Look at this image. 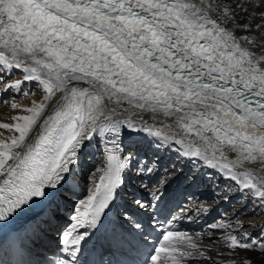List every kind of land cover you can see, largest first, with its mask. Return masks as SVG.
Wrapping results in <instances>:
<instances>
[{"label": "snow or ice", "instance_id": "obj_1", "mask_svg": "<svg viewBox=\"0 0 264 264\" xmlns=\"http://www.w3.org/2000/svg\"><path fill=\"white\" fill-rule=\"evenodd\" d=\"M217 7L212 0H0V69H20L23 81L38 82L43 90L42 100L31 106L12 103V109L24 114L0 123V129L10 133H0V221L36 197L55 194L46 189L59 187L98 118L107 121L101 131L119 133L121 125H127L161 135L160 129L137 127L130 117L114 120L116 109L106 112L107 102L127 101L175 115L182 133L202 142L190 141L189 155L219 163L264 203V176L235 171L246 162L264 165V134L248 131L249 126L264 130V55L257 57L241 45L213 16ZM244 40L264 48V34ZM23 81H5V91L21 89ZM57 93L61 97L51 103ZM226 146L239 154L235 161L224 156ZM107 151V167L87 210H78L73 217L77 224L63 235V243L74 246L73 264L84 239L73 233L77 226L98 222L129 164L115 142ZM212 227L224 230L222 239L232 252L264 253V227L255 233L224 221ZM162 239L148 264H187L204 255L185 232L169 230Z\"/></svg>", "mask_w": 264, "mask_h": 264}, {"label": "bare ground", "instance_id": "obj_2", "mask_svg": "<svg viewBox=\"0 0 264 264\" xmlns=\"http://www.w3.org/2000/svg\"><path fill=\"white\" fill-rule=\"evenodd\" d=\"M195 2L200 4L202 0H195ZM204 2L206 3L207 0H204ZM212 3L218 5L216 10L212 13L213 16L226 24V26L234 32L236 37L240 40L241 45L252 50L257 57L264 55V48L244 40V37L250 34L257 35L258 37L264 34V28L258 29L256 27L257 25H264V9H262L261 0H212ZM243 24L249 25V28L243 29L236 27V25ZM2 71L3 69H0V72ZM10 71H17V80L23 81L24 73L22 70H6V73L9 72L7 77L10 75ZM24 83L27 84V90L32 88L33 85H38V82L35 81H23L22 85ZM0 84L2 86L0 88V123H11L13 122L12 118L14 116L24 113L22 109L11 108L12 103H17L15 102V98L3 94L6 87L5 78L3 76L0 77ZM40 90L42 91L41 93H43L41 87ZM13 92H18V90L13 89ZM61 95V93H57L56 98L51 103H55V100L59 99ZM42 98L43 94H38L36 92L30 100H22L20 105L31 106L33 101L39 102ZM114 108L116 109V115L113 117L114 120H123L130 117L137 127L147 125L155 129H160L161 135L157 136L150 134L148 131H135L128 128L127 125H121L119 133L110 130L101 131V128L104 127L107 121H105L103 117L98 118L88 131L90 139H86L82 142L81 146L77 149L76 156L73 158L74 162L69 165V171L63 173L64 179L61 181L59 187L55 190L46 189V191L54 192L55 194L49 195L46 198H34L27 207L23 222L34 223L38 219L43 220V216H47L49 211H59L58 217L60 218L64 216V211L62 210L65 206L62 204L64 202L71 205L76 213L72 217H70L72 212L68 215L67 220L65 219V225L60 229V233L64 235L65 232L70 231L73 225L77 224V221L74 220L73 217L78 215V210L79 212L87 210L89 197L93 195L94 189L100 185V176L104 174V169H106L108 163L107 149L111 148L107 145V141L112 139V135H116L120 155L129 160V164L124 169L122 175L123 182L118 187L120 195L129 196L132 194V191L128 190L127 185L136 186L139 191L145 190L143 187L137 186L136 183L138 181L143 182L145 180H152L153 182V180H170L173 176L177 177V174L171 175L167 173V165V168H165L166 172L162 170L165 160L164 155H167L169 156L167 164H170L174 158L180 161L177 162L178 167L172 164L171 172L178 168V171L181 172L182 181L186 185L187 183H191L192 190H196L198 193L204 192L215 195L216 197L219 196L220 199H223L222 201L225 204H229L230 201L234 203L241 202L242 206L236 207L237 209L234 213H226L227 210L224 211L223 208L213 207L212 204L206 202L205 199L209 194H200V197H196V199H199L192 203L191 222L194 225L201 224L208 227L206 231L210 230L206 233L203 231L201 233L189 234L200 244L204 251V255H197L194 258L188 259L187 264H226V262H231L233 260H235L237 264H241L243 260H251L252 264H264V253H260L258 250H236V252H232L227 249L222 239L224 230L212 227L214 224L224 221L226 223L242 224L245 231L254 233L259 223L264 224V203L261 202L260 198L256 197L252 190L244 189L239 180L231 179L227 170L220 166L219 163L214 161L213 164H209L203 157L189 155L188 153H190L192 149L188 148L187 144L190 141H196L198 144L202 145V142L196 137L185 136L177 126V117L175 115H165L161 110L151 111L140 109L127 103V101L120 104L107 102L105 111L111 112ZM50 110L51 104L49 105V111ZM248 131L256 134H264V132L257 128H252L251 126H249ZM0 133H3L4 137L10 135L6 129H0ZM208 135L212 134L208 133ZM180 139H183L185 144L182 145L177 143ZM132 142H134V144L136 143V150L138 147H143L144 152L148 151L150 155L153 154L151 152L153 146L156 147L154 151L158 149L157 153H162L161 155L159 154L158 159L155 160L156 164L151 161L152 157L149 158L148 155H137L132 157V155L126 154V147L129 148ZM92 155L95 156V159L91 160L89 163V156ZM217 155L219 156V153ZM238 155L237 152L231 150L227 146L225 147L224 156L228 161H235ZM149 162H152L150 166ZM136 167L141 169L140 175L138 173L139 171H137V173L133 172ZM149 168L151 171L147 170ZM194 168V173L201 175V178L195 181L197 175L193 174V181L191 180L192 182H188L187 178ZM245 170L252 171L257 176H264V165H261L259 162H246L243 167L235 169L237 173ZM130 172L132 173L129 174ZM79 178H81L82 181H80ZM177 180L178 182H182L180 179ZM203 183L207 185V191L202 190L204 189V187H202ZM211 183L214 184V187L220 184L223 189L220 191L214 188L212 190V187L209 189ZM216 190L219 192L212 193ZM165 192L167 191L158 190L159 194ZM71 196L72 198H70ZM74 203H76L75 206ZM245 206H250V211H254L253 214L251 212L250 214L255 216V218L250 219L247 218L250 214H243L242 210ZM241 211L243 216L241 215L242 217H239L240 215H236L237 217L235 218V214H238L236 212L241 213Z\"/></svg>", "mask_w": 264, "mask_h": 264}, {"label": "rangeland", "instance_id": "obj_3", "mask_svg": "<svg viewBox=\"0 0 264 264\" xmlns=\"http://www.w3.org/2000/svg\"><path fill=\"white\" fill-rule=\"evenodd\" d=\"M6 70H3L2 72H0V77L1 76H3L4 78L5 77H7V75L9 74V72L8 73H6L5 72ZM14 75L15 74V76H12L10 79H9V81H8V79L7 78H5V81L7 82V83H14L15 81H17V78H16V75H17V71H10V75ZM9 75V76H10ZM8 76V77H9ZM26 86H27V84H23L22 86H21V89H19L18 90V92H14V93H12L13 94V96L11 95V94H9V93H7V91H5L3 94H5V95H9V96H11V97H13V98H15V102H17V103H21L22 102V100H30L33 96H34V94L37 92L38 94H43V93H41L42 91L40 90V87H39V85H33V87L32 88H30L29 90H27L26 89ZM2 86H1V84H0V88H1ZM10 92L12 91V89H10L9 90ZM17 93V94H16ZM25 93H27V94H25ZM3 94H1V95H3ZM132 143H134V142H132ZM132 143H130V145H129V148H127L126 147V154H129V155H132V157L133 156H137V155H148L149 156V158L150 157H152V156H154V155H150L149 154V152L148 151H146V152H144V150H143V152H142V154L140 153V151L138 152L137 150H138V148H137V150H136V143L134 144V146L132 147L131 145H132ZM135 148V149H134ZM155 148L156 147H154L153 146V149L155 150ZM153 150V151H154ZM156 152L154 151V154H155ZM173 156H174V154H173ZM89 158H90V160H88V162L90 163L91 162V160H94L95 159V156L94 155H92V156H89ZM175 160V161H174ZM151 161H153L152 159H151ZM177 162H180V161H177V159L176 158H174L173 159V161L170 163V167L167 169V173H170L171 172V167H172V164L174 165L175 164V167H178V165H177ZM155 163V162H154ZM163 163H165V162H163ZM156 164V163H155ZM165 168H167L166 167V165L165 166H163V169L162 170H164L165 172H166V169ZM133 172H135V169H134V171ZM195 172V168H194V170H192V175H193V173ZM132 172H130L129 174H131ZM135 173H137V171L135 172ZM139 173V172H138ZM123 175V174H122ZM139 175H140V173H139ZM192 175H190L189 174V177L188 178H190V180H187L188 182H190L191 180L193 181V178H192ZM188 176V175H187ZM79 180L80 181H82V179L81 178H79ZM197 180V178H195V181ZM191 181V182H192ZM207 183V182H206ZM210 187H209V189H211V187H212V190H213V188L214 189H218L219 191L221 190V189H223V188H221V186L222 185H217L216 187H214V184H210L209 185ZM199 192H200V190H199ZM85 193V192H84ZM83 193V194H84ZM198 194H203L204 195V192H202V193H198ZM125 196V195H124ZM214 197H216L215 195H214ZM70 198H72V196L70 197ZM223 199H221V202H223L222 201ZM231 202V203H230ZM229 202V204H225L224 202V204H225V207H228L229 205L231 206V208H232V212L230 211L229 213H234L235 212V210L237 209L236 207H240V205H241V202H239V203H234L233 201H230ZM63 204V203H62ZM61 205V204H60ZM76 205V203H74V206ZM242 206V205H241ZM61 207V206H60ZM225 211H226V208H225ZM243 214L245 213H247L246 215H249L250 214V206H245L244 208H243ZM242 211H241V213H239V212H236V213H238V214H235V218L237 217V216H239V217H242L243 216V214H242ZM76 212H75V209H73L72 210V213H71V215H70V217H72L74 214H75ZM252 214L254 213V211H252L251 212ZM237 215V216H236ZM242 215V216H241ZM44 217V216H43ZM247 218H250V219H253V218H255V216H253V215H251L250 214V216H247ZM69 219V218H68ZM67 220V219H66ZM261 227H264V224H260L259 223V225H258V227L256 228V230H255V232H258L259 230H260V228ZM254 232V233H255ZM220 253V252H219Z\"/></svg>", "mask_w": 264, "mask_h": 264}]
</instances>
